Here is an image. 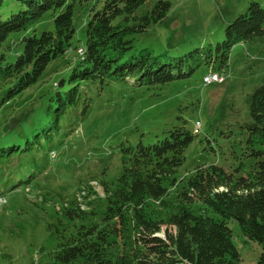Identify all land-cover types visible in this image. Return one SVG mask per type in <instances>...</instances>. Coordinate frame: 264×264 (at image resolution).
I'll use <instances>...</instances> for the list:
<instances>
[{"label": "trees", "instance_id": "16d2710c", "mask_svg": "<svg viewBox=\"0 0 264 264\" xmlns=\"http://www.w3.org/2000/svg\"><path fill=\"white\" fill-rule=\"evenodd\" d=\"M91 0H0V105L36 83L46 67L71 47L73 13ZM168 0H102L86 10L85 41L67 80L58 91L50 125L33 128L32 136L0 140V160L46 149L45 140L58 131L59 114L78 103L80 85L121 80L136 87H159L190 76L205 64L221 67L232 46L264 39V7L250 2L224 28L215 46L189 49L178 57L137 46L139 36L161 22ZM50 13L52 29L37 32L35 24ZM17 46L12 58L7 52ZM187 67V68H186ZM250 120L242 155L252 158L232 171L209 164L182 178L177 172L195 134L185 122L163 131L153 143L126 147L127 163L115 182H103L106 205L99 218L66 206L59 212L74 219L73 229L57 236L56 248L44 264H237L239 254L228 222L264 250V84L249 99ZM42 131V134H40ZM39 159L23 166L29 181L47 167ZM33 170V171H32ZM32 171V172H31ZM258 264H264L262 255Z\"/></svg>", "mask_w": 264, "mask_h": 264}, {"label": "rangeland", "instance_id": "374dc122", "mask_svg": "<svg viewBox=\"0 0 264 264\" xmlns=\"http://www.w3.org/2000/svg\"><path fill=\"white\" fill-rule=\"evenodd\" d=\"M95 1L102 0L75 7V33L64 55L53 60L36 83L0 105V140L19 134L32 136L34 127L42 130L50 125L56 93L68 86L57 83L67 80L79 57L77 49L85 41L86 10ZM168 1L171 7L166 17L151 25L136 44L166 51L171 58L220 43L226 25L250 2L264 7V0ZM52 27L50 13L35 24L37 32ZM16 51L17 46L7 52V58ZM208 72H216L224 80L206 85L202 78ZM262 84L263 38L234 44L221 67L199 65L190 76L161 88L136 87L115 79L82 82L78 103L59 114L60 128L43 142L46 149L0 160V264L46 263L56 248L57 236L71 231L77 221L59 211L71 205L78 214L98 219L106 205L103 182L109 185L122 173L126 147L133 148L139 141L153 143L164 130L183 121L190 131L196 120L201 127L185 149L179 179L209 164L232 171L243 162L247 171L252 158L242 155L245 134L241 127L250 120V96ZM44 152L47 167L29 181L24 163L31 156L39 159ZM93 179L98 183L91 184ZM228 225L239 254L237 264H258L264 250L242 235L235 220Z\"/></svg>", "mask_w": 264, "mask_h": 264}, {"label": "built area", "instance_id": "2783aa9c", "mask_svg": "<svg viewBox=\"0 0 264 264\" xmlns=\"http://www.w3.org/2000/svg\"><path fill=\"white\" fill-rule=\"evenodd\" d=\"M203 82L208 85L211 84L213 82H222L224 80L223 76L219 75L216 72H208L206 75L203 76L202 78ZM201 127V123L200 121H195L194 125H193V132L198 133L199 129Z\"/></svg>", "mask_w": 264, "mask_h": 264}, {"label": "bare ground", "instance_id": "6f19581e", "mask_svg": "<svg viewBox=\"0 0 264 264\" xmlns=\"http://www.w3.org/2000/svg\"><path fill=\"white\" fill-rule=\"evenodd\" d=\"M193 132V131H192ZM194 134H198V133H196V132H193Z\"/></svg>", "mask_w": 264, "mask_h": 264}]
</instances>
